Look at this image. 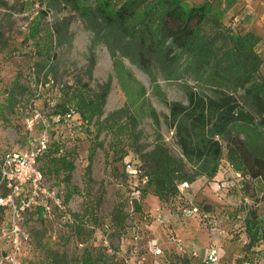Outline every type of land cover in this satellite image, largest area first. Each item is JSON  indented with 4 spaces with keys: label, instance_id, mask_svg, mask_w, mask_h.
<instances>
[{
    "label": "rangeland",
    "instance_id": "374dc122",
    "mask_svg": "<svg viewBox=\"0 0 264 264\" xmlns=\"http://www.w3.org/2000/svg\"><path fill=\"white\" fill-rule=\"evenodd\" d=\"M4 1L6 7H0V156L24 149L30 138L46 129L48 150L58 152L46 153L39 166L48 184L60 188L64 195L72 192L67 203L72 221L60 216L45 220L37 213L28 216L25 227L31 239L21 252L19 264H56L48 262L53 252L80 259L87 251L94 254L97 249L117 264H137L135 258L148 248L149 238L159 240L165 250L162 264H169L179 258L175 243L166 236L171 232L196 248L197 263L203 260L205 249L212 247L219 255L216 264H264V238L247 248L246 229L251 217L264 228V170L259 179L252 180L223 159L216 176L212 180L198 177V187L185 191L180 202L173 198L160 201L152 196V189H146L149 194L136 200L133 188L138 182L130 178L128 170L139 168L140 154L151 151L157 138H162L173 152L176 150L173 132L163 121V114H167L164 100L183 101L181 88L161 74L151 82L123 55L112 57L103 44L93 41L81 17L59 1ZM50 40L57 57V76L54 82L36 84L38 74L33 71V62L37 56L33 52ZM23 84L31 91L21 96ZM82 84H88L94 92H106L98 137L97 128L86 126L75 112L69 122L56 123L51 115L63 98L62 90ZM33 115L38 117L29 132L25 120ZM153 115L159 118L158 127ZM59 155L73 167L68 185L64 181L68 174L65 166L51 159ZM89 161L91 171L86 175ZM142 174L140 169L138 180ZM135 201L142 213L134 211ZM118 202L125 214L122 227L111 222ZM191 205L200 211L208 205L210 211L206 217L184 213ZM160 212L163 219H168L162 227L154 225L157 235L153 232L137 240L138 221L147 218L151 225L160 218ZM4 218L5 213L0 211V264H10L8 243L1 230ZM77 224L80 231L74 233ZM152 263L151 259L147 262Z\"/></svg>",
    "mask_w": 264,
    "mask_h": 264
},
{
    "label": "trees",
    "instance_id": "16d2710c",
    "mask_svg": "<svg viewBox=\"0 0 264 264\" xmlns=\"http://www.w3.org/2000/svg\"><path fill=\"white\" fill-rule=\"evenodd\" d=\"M55 1L80 16L93 41L103 44L112 57L123 55L151 82L156 81V74H161L164 80L181 88L183 101L164 100L167 114H163V121L173 132L176 150L173 152L162 138H157L151 151L140 154L138 171L141 169L142 177H146L141 198L149 194L146 189H152L158 200H169L176 196V186L181 181L191 184L198 177L212 180L223 159L249 179L260 178L264 170V76L260 73L263 59L258 52L261 38L241 28L233 17L225 18L220 0L202 4L187 0ZM4 6L6 2L0 0V7ZM33 55L37 56L33 62V71L38 74L36 84L54 82L57 57L52 41L36 47ZM30 91L29 86H20L21 96ZM62 91L63 98L51 115L73 111L86 126L97 128L98 137L106 92H94L88 84L66 86ZM153 121L158 127L156 115ZM48 149L46 156L58 152ZM51 159L60 160L65 166L68 174L64 181L68 185L72 165L64 162V156ZM90 171L91 161L86 175ZM71 195L72 192L65 194V202ZM134 211L142 213L136 201ZM201 211L209 212L210 206H203ZM111 216V222L123 226L125 214L120 202ZM253 219L248 220L246 228L249 249L264 238V228ZM79 231L77 224L73 232ZM100 251H87L80 259L53 252L48 262L117 264Z\"/></svg>",
    "mask_w": 264,
    "mask_h": 264
},
{
    "label": "built area",
    "instance_id": "2783aa9c",
    "mask_svg": "<svg viewBox=\"0 0 264 264\" xmlns=\"http://www.w3.org/2000/svg\"><path fill=\"white\" fill-rule=\"evenodd\" d=\"M233 24L232 27H235ZM38 115L26 118V129L32 132L34 129V119ZM74 112L68 111L64 114L53 116L54 122L73 121ZM82 122V121H81ZM49 135L44 129L38 136L32 137L28 141V145L21 150H13L6 152L0 156V211L5 213L3 222L2 237L7 241L9 253L7 260L10 264H19V259L24 246L30 241V231L25 227V222L30 214H40L45 220H54L60 216L65 221H72V216L65 202V195L62 190L46 182L44 173L39 164L44 157L48 148ZM131 165L128 164V168ZM130 178H136L138 184L133 188L135 190L134 197L136 200L141 198L140 185L144 186L146 177L138 180V168L128 170ZM177 194L173 198L177 202L185 198L191 184L187 181H181L177 184ZM161 210V208H158ZM162 211H166L163 208ZM184 213L206 217V212H201L196 205H191L188 209L183 210ZM168 218H159V225ZM135 238L143 239L152 235L150 223L147 218L138 221ZM167 222V221H166ZM147 229H145V227ZM177 248V261L169 264H196L197 250L194 246L185 243L178 237V234L171 232L167 235ZM137 242H135L136 244ZM165 256V250L159 246V240L149 238L148 248L143 254H139L135 259L137 264H147L148 260H153L152 264H162ZM219 261L217 250L212 247L205 249L204 258L197 264H216ZM135 263V262H134ZM250 262L246 261L245 264Z\"/></svg>",
    "mask_w": 264,
    "mask_h": 264
},
{
    "label": "crops",
    "instance_id": "0c3cea01",
    "mask_svg": "<svg viewBox=\"0 0 264 264\" xmlns=\"http://www.w3.org/2000/svg\"><path fill=\"white\" fill-rule=\"evenodd\" d=\"M190 4H202L208 0H187ZM222 13L225 18L233 17V20L241 28L246 31H251L258 36L261 40L258 44V52L263 59L260 67V73L264 76V0H220ZM220 174V172H219ZM199 185L198 181L191 183V188L195 190ZM153 196V195H152ZM157 199V197L153 196ZM160 217L162 213L160 212ZM159 225V219L153 221L150 225L152 233L155 235L156 231L154 225ZM162 227V225H161ZM184 235V234H182Z\"/></svg>",
    "mask_w": 264,
    "mask_h": 264
}]
</instances>
